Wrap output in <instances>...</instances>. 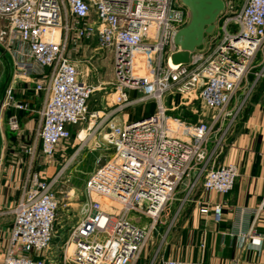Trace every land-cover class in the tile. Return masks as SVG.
I'll use <instances>...</instances> for the list:
<instances>
[{
  "label": "built area",
  "instance_id": "2783aa9c",
  "mask_svg": "<svg viewBox=\"0 0 264 264\" xmlns=\"http://www.w3.org/2000/svg\"><path fill=\"white\" fill-rule=\"evenodd\" d=\"M223 1L228 6L214 34L181 66L170 63L176 50L173 37L188 18L178 0H0V50L11 63L0 111H29L27 103L15 98L18 83L32 84L42 97L40 108L31 110L38 115L36 139L24 147L28 180L20 199L6 211L12 225L2 264H47L43 256L54 238L60 208L56 190L68 186L66 172L74 158L49 180L33 167L38 157L41 167L55 165L56 154L71 137L69 127L97 117L88 111L94 89L71 57L91 38L97 42L96 55H113L115 107L101 122L113 151L97 159L86 180L82 219L67 229L61 264H137L158 227L166 226V234L174 226L179 211L172 214L170 206L179 191L184 204L198 188L216 195L233 189L237 167L220 164L218 158L255 87L247 84V77L264 46V0ZM85 64L94 67L90 60ZM130 92L139 97H130ZM239 92L241 102L230 109ZM165 95L173 109L177 97L200 121L170 118ZM150 102L155 110L148 116L122 124L107 121ZM7 126L21 135L16 115L7 118ZM72 196L70 189L65 201ZM130 213L148 221L140 226ZM199 213H210L218 224L222 205L205 203ZM241 236L244 241L251 232ZM163 264L184 263L168 259Z\"/></svg>",
  "mask_w": 264,
  "mask_h": 264
},
{
  "label": "crops",
  "instance_id": "0c3cea01",
  "mask_svg": "<svg viewBox=\"0 0 264 264\" xmlns=\"http://www.w3.org/2000/svg\"><path fill=\"white\" fill-rule=\"evenodd\" d=\"M96 45L95 38L86 40L79 46L77 54L71 56L80 69L83 70L85 60H90L94 65L103 59L105 52H99L96 55L93 51ZM257 73H261V77L258 79L256 78ZM1 78L0 86L3 83ZM10 79L11 69L6 87L9 85ZM253 83H255V87L235 119L227 135L226 146L218 158L220 164H234L237 167L238 176L233 189L226 195H216L205 194L201 188H198L192 201L184 204L179 202L183 196L182 190L179 191L176 200L170 206L172 214L179 211L174 226L166 234V226L158 227L137 264H163L168 259L184 264H264V46L257 53L253 69L247 77V84ZM23 88L20 83L16 85L15 98L25 102ZM134 94L133 92L129 93L130 97L131 95L133 97ZM242 97L243 93L239 92L232 100L230 109L238 105ZM36 98L39 101V106L36 109H39L42 97L36 96ZM89 106L88 101V111H90ZM137 109L139 108H128L122 113L108 118L107 121L111 120L122 124L126 121L138 120ZM110 112L105 113L100 109H92V112L89 113L97 114L95 119H87L80 125L69 127L71 135L73 134L76 139L72 144L65 142L62 145L61 150L56 154V159H60L57 164L41 167L38 157L33 167L34 171H39L45 179L49 180L62 166L61 163H67V160L74 158L68 166L66 174L69 177V183L82 186L81 192H79L80 187L75 185V187H70L73 192L70 200L73 203L66 204L63 217L56 222L54 238L43 256L47 264H61L62 245L67 236V229L77 225L82 219L80 211L86 201L84 194L86 180L96 167L97 159L107 157L113 151V147L107 144L103 138L108 132V128L104 125L101 126L104 116ZM17 113L21 114L22 111L13 110L8 115L17 116ZM6 114L3 115V111H0L1 138L3 136L2 127L5 125L8 129L7 118L9 116ZM189 116L194 117L190 114ZM18 119L23 138L21 142L16 140V143L21 149L23 148V152L17 157L18 161L15 164L19 163L21 166H25L26 184L29 171L28 156L24 152V147L29 146L36 139L38 115L26 113L24 118ZM88 127L92 130H89ZM80 132L86 137L83 142L78 137ZM39 151L38 149L37 156H39ZM16 184L12 183L11 189L8 191L1 190L0 187V264L3 262L7 248V231L12 225L11 218L6 214V211L8 212L15 206L25 187L24 185L19 190ZM75 192L78 193L76 201L73 200ZM79 193H81L80 196ZM205 203L209 207L217 204L222 205L220 223L214 224L210 213L207 216L199 213V209ZM129 218L140 226L148 221L134 213H130ZM250 232L251 237L242 241L241 235Z\"/></svg>",
  "mask_w": 264,
  "mask_h": 264
},
{
  "label": "rangeland",
  "instance_id": "374dc122",
  "mask_svg": "<svg viewBox=\"0 0 264 264\" xmlns=\"http://www.w3.org/2000/svg\"><path fill=\"white\" fill-rule=\"evenodd\" d=\"M84 66L83 71L85 72V81L86 83L94 89L92 95L89 99V108L92 112V109H100L102 111L110 112L113 111L114 105L112 103V93H114L116 81H115V75L113 70V55L112 52H105L103 54V59L98 61L97 64H94L93 68L88 66L87 64H83ZM10 69H11V63L10 59L7 55H4V53L0 50V77L1 83L3 86L0 90V103L4 96V89L6 87V83L10 78ZM24 88V96H25V103L28 104V112L17 113L18 118H24V114H32L31 110H36L37 106H39V101L36 98V94L33 92V88L31 84H22L20 83ZM0 86V87H1ZM111 94V95H110ZM133 97H139V94L135 93ZM21 98V97H19ZM23 98V97H22ZM164 106L170 110L169 117L170 118H180L184 119L186 121L190 122H197L200 121L197 116L190 117L188 112L186 111L188 107H184L180 104V101L178 98H175V107L174 109L170 105V97L164 96L163 98ZM143 106V104L134 105L133 108H139ZM13 112L11 108H7L3 110V115L6 116L8 113ZM12 115V114H11ZM9 116V115H8ZM7 129V127L4 125L2 127V138L0 137V187L1 190L8 191L11 189V184L15 182L17 188L21 190L25 185V166H21L19 163L16 165L15 162L18 161L17 157L22 154V149L18 146L16 143V140L21 142L23 138V134L21 132V135L18 137V134L13 133ZM22 130V129H21ZM75 136L72 134L70 139L67 143H74ZM32 140V138H31ZM21 144V143H20ZM60 160V159H58ZM58 160L56 159V164L58 163ZM65 163V162H64ZM64 163H61L64 165ZM60 168V167H59ZM68 173V172H67ZM77 176V175H75ZM16 180V181H15ZM68 186L66 187H59L56 190V197L58 201L60 202V208L58 210V220L63 217L64 212L66 210V205L69 203H73L72 200L65 201V194L70 191L71 186L80 187L79 192H81L82 186H77L76 184L68 183ZM74 186V187H75ZM81 193H79L80 196ZM76 195L78 197V193L75 192L74 198L75 201L77 200ZM147 204L145 203V207ZM133 214V213H131Z\"/></svg>",
  "mask_w": 264,
  "mask_h": 264
},
{
  "label": "water",
  "instance_id": "95a60500",
  "mask_svg": "<svg viewBox=\"0 0 264 264\" xmlns=\"http://www.w3.org/2000/svg\"><path fill=\"white\" fill-rule=\"evenodd\" d=\"M188 13L186 24L173 37L176 50L170 54L172 65H188L207 38L212 36L216 23L228 4L223 0H178Z\"/></svg>",
  "mask_w": 264,
  "mask_h": 264
},
{
  "label": "trees",
  "instance_id": "16d2710c",
  "mask_svg": "<svg viewBox=\"0 0 264 264\" xmlns=\"http://www.w3.org/2000/svg\"><path fill=\"white\" fill-rule=\"evenodd\" d=\"M154 110H155L154 103L150 102V103L144 104L143 106L139 107V109L136 110L137 113L139 114L136 117L140 119L141 117L148 116L152 114Z\"/></svg>",
  "mask_w": 264,
  "mask_h": 264
}]
</instances>
